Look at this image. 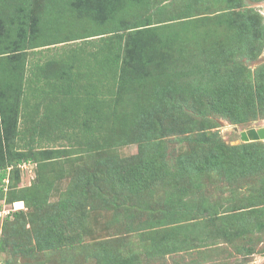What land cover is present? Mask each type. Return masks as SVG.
I'll use <instances>...</instances> for the list:
<instances>
[{"label":"rangeland","instance_id":"obj_1","mask_svg":"<svg viewBox=\"0 0 264 264\" xmlns=\"http://www.w3.org/2000/svg\"><path fill=\"white\" fill-rule=\"evenodd\" d=\"M42 2L43 0H32L29 9L27 7L29 10L27 21L19 29L20 35L10 38L11 43L14 40L17 43L23 40L24 48L13 53L9 51L10 55L0 57V59L4 58L0 60L1 66L8 70L10 75L13 73V79L15 80L14 76H16L23 81V91L18 97L20 115L16 125L17 135H23L21 139L17 136L19 147L30 144L34 150L50 147L55 151L53 157L48 160L50 165L45 171L47 180L37 184L42 185L41 191L46 192V201L40 210V215L43 212L54 214L57 211L54 207L60 198L65 194L67 196L73 189V192H77L79 184L74 183L79 170L77 165L81 167L85 162H89L93 155L85 151L87 150L85 142L90 138L85 131H82L83 126L78 127L79 122L74 116L76 112L71 110L72 106L80 108L78 116L91 115L95 110L98 112L99 103L107 97L110 100L115 99L116 94L123 90L122 86L117 84V79H109V83L107 77L98 80L99 57L102 56L104 48L100 36L69 41L70 35L76 31L93 30L92 21L77 17L81 15L75 13L74 17L65 14L60 22L54 21L48 26L45 24L36 26L38 16H42ZM145 3L147 4L140 13L136 7L134 13L133 8H130L126 14L130 18L134 14V16L139 14V17H146L153 12L162 11L160 15L168 19L163 23L166 30L163 32L164 39L161 40L168 42V44L165 42L166 50L162 52L166 54L167 59L162 63V60H158V56L155 57L153 63L158 62L163 70L151 71L150 76L154 77L161 73L157 77L160 83L168 76H176V82L184 88V92L186 91L185 96L188 97L184 98V111L195 113L198 117L195 129L185 134L195 137L200 134V125L215 122L216 126L211 130L216 132L224 144L236 145L243 142L240 139L241 131L264 124V106L256 103L241 107L242 102L231 113L209 110L207 106L205 108L206 102L201 91L192 88L191 80L194 78L192 71L194 64L199 61L198 53L203 46L219 45L216 41H220L226 47L227 43L229 46H234L229 39L228 31L236 18L239 19L243 15L251 16L254 25L250 23L247 29L252 35L261 27L264 28V0H147ZM227 8L230 9L227 12L229 14H226ZM187 9L189 14L188 18H185L184 11ZM1 16L8 18L9 10L3 11ZM156 17L157 15L153 16ZM40 19L42 20L43 16ZM248 19L246 18V22ZM15 22L9 31L18 30L19 26H16ZM182 22L185 23L181 25ZM47 33L52 35L47 36ZM43 34L45 37L42 36ZM54 34L58 35L57 40L64 39L66 42L54 44L52 39ZM31 35L33 39H30ZM46 40L51 43L43 45V41ZM30 43H36V47H31ZM217 51L221 61H218L219 65H215V69L221 67L224 62H233L238 64L237 69L240 68L239 79L249 78L251 81L256 74L262 72L264 35L253 45L249 56H243L239 49L234 50L231 56L224 54L222 52L224 50L219 48ZM73 52L84 57L81 61V70L89 66L97 71L95 83L98 86L94 89L95 94L93 92L90 97L74 93L73 98L72 94L67 92V86L71 83L66 79L67 75H74L73 73L78 72L80 66L78 60L70 59ZM13 54L18 56L14 57ZM208 55L206 57L211 60L214 53L210 52ZM68 62L70 66L66 65ZM200 65L206 70L211 69L210 64L204 63V60ZM156 66L158 64L154 65ZM62 69L66 70L64 79L61 82L57 81L54 87L51 85L53 81L50 74ZM166 72L168 74H165ZM80 74L75 78L77 85L82 79ZM94 79L93 77L92 80ZM242 82L246 88L247 81ZM13 84L16 86L18 83L14 81ZM190 92L191 94L188 95ZM121 95L124 96L122 93ZM148 95L149 93H146L145 96ZM173 95H176L175 92ZM9 99L11 101V97ZM125 100L127 101L128 98L122 102ZM25 107L27 108L23 110ZM130 107L129 100L126 105L119 104L116 111H131ZM241 115H245V120L233 119L234 116L241 117ZM162 123L167 128L172 127L165 120H162ZM121 124L120 122V126ZM140 126L141 124L134 122L132 128L138 129ZM173 139L174 136L170 135L168 138L170 142L163 150L166 163H162L160 157L157 165L153 166L158 177L156 181L149 182V186L134 187L132 190L119 188L108 194V201L94 197L85 200L79 206L80 208L74 213L75 216H78L77 213L83 214L78 227L82 235V244L76 255L66 257L58 251L48 254L39 250L33 254L29 252L16 254L11 253L10 246L6 245L3 249L0 248V264H264V211L253 212L252 215L247 211L252 204L264 208V167L258 171L242 173L238 177H230L225 173L204 171L205 167L200 170L196 166L195 173L186 176L181 174L179 169V156L191 150L192 144L187 141L177 143ZM138 146H140L139 142H130L118 146L115 150L119 156L128 157L137 153ZM194 148L196 149V146ZM126 163H130L129 160ZM36 168L34 162L19 164L18 179L16 175L11 179L12 173H15L12 170L10 176L5 179L4 188L10 190L13 185L17 192L24 187L28 188L38 181ZM8 182L10 186H7ZM170 191L176 196L166 203ZM6 198L3 192L0 203L5 204ZM78 198L84 197L82 195ZM174 202H179L180 208H183L181 212L182 210L186 212L176 217H167L166 205H173ZM14 207H22L25 211L28 209L24 207L23 202H15L9 208L4 207L0 211L1 216L6 215ZM40 221L42 222L39 220L37 225ZM51 226H53L52 222H47L45 225L42 223L40 227L44 229ZM171 228L178 233L176 236L169 233ZM244 232L246 233L241 235ZM9 234V227L7 230L0 221V240L10 237ZM243 245L248 247L249 251L241 248ZM159 249L161 252L158 254Z\"/></svg>","mask_w":264,"mask_h":264},{"label":"trees","instance_id":"obj_2","mask_svg":"<svg viewBox=\"0 0 264 264\" xmlns=\"http://www.w3.org/2000/svg\"><path fill=\"white\" fill-rule=\"evenodd\" d=\"M145 2L147 0H43L42 2L41 14L43 19H40L42 16H38L36 26L42 24L48 26L49 23L53 24L54 21L60 22L63 20L62 16L65 14L72 17L75 16V13L81 15L77 17L92 21L93 30L76 31L70 35L69 41L100 36L104 48L102 56L99 57L100 72L98 80L107 77L106 80L109 83V79H117V84L122 86L123 89L116 94L115 99L110 100L107 97L99 103L97 106L99 107L98 112L95 110L91 115H79L81 119L78 116L80 108L72 106L71 110L73 109L76 112L74 116L79 122L78 127L83 126L82 131H85L89 136L88 138H90L89 141L85 142L87 148L85 151L91 152L93 155L89 162H85L81 167L77 165L79 170L76 173L77 179L74 183L79 184L78 190L73 192V189L67 196L65 194L64 197L60 198L54 207L57 210L54 214L43 212L40 215V210L46 201V192L45 190L41 191L42 185L37 184L47 180L45 171L47 166L50 165L48 160L53 157L55 151L50 147L34 150V147L30 144L19 147L20 145L16 139L17 136H20L18 139H21L23 135H17L16 125L20 115L18 97L23 91V81L19 77L16 78V76H14V80L13 73L10 75L8 70L0 64V197H2L3 192L4 197L7 196L5 204L0 203V211L4 207L13 206L15 202H23L24 207L28 208L25 211L22 207H14L3 217L0 215L3 226L7 227V230L8 227L10 229V237L0 240L1 249L9 245L10 252L16 254L18 252L33 254L39 250L48 254L58 251L66 257L76 255L82 244V235L78 227L83 219V214L77 213L78 216H75L76 213L74 212L80 208L79 206L85 200L96 197L108 201V194L116 191V189L143 188L149 186V182L156 181L158 175L153 166L157 165L160 157L161 162L166 163L163 150L170 142L168 140L170 135L174 136V142L187 141L192 144L191 150L179 156V169H181L183 175L190 176L188 174L195 173L196 166L200 170L205 167L204 171L212 170L218 174L225 173L230 177H238L242 173L258 171L264 167V142L261 140L226 145L223 141H220L216 132L211 130L216 126L215 122L200 125V134L195 135V137L185 134L195 129L198 117L195 113L184 111V98L188 97L185 96L186 91L184 92V88L178 85L176 76H168L169 78L164 79L162 83L157 81V77L161 73L154 77L150 76L151 71L163 70L158 62L153 63L155 57L158 56V60H162V63L167 59L166 54L162 52L166 50L168 42L166 40L161 42V40L164 39L163 32L166 30L163 23L168 19L160 15L162 11L153 12L146 17H139V14L134 16V14L130 18L126 14L130 8H133L132 12L134 13L136 7H138V13H140V10L147 4ZM31 3L32 0H0V57L10 55L9 51L13 53L24 48L23 40L19 43L14 40L11 43L10 38L20 35L19 29L27 21L26 16L28 17L27 13L29 11L27 7L29 9ZM3 9L9 10L8 18L1 16V13L5 11ZM16 9L18 10L16 11ZM227 9L226 14H229L227 12L230 9ZM188 14L187 9L184 11L185 18H188ZM156 15L157 17L153 18ZM241 17L243 18L241 19ZM241 17L232 22L228 31V34H230L229 39H231L234 46H229L228 43L227 47L223 46L220 41H216L220 46H203L198 53L199 61L194 64V71H192L194 72V78L191 80L192 88L195 91H201L200 93L204 96L206 102L205 108L207 106L209 110L214 109L231 113L242 102L241 107L256 103L264 106V67H262V72L259 70L261 73L253 77L252 81L249 78L239 79L240 68L237 69L238 64L233 62H224L221 67L215 69V65H219L218 61H221V56L219 57L217 51L218 48L224 50L222 51L224 54H230L229 56L236 49H239L243 56H249L253 45L258 43L261 36L264 35L263 27L253 35L250 34L247 27L250 23L254 25V22L250 19L251 16L245 17L243 15ZM246 18H249L247 22ZM14 22L17 24L16 26H19L18 30L9 31ZM47 34V36L52 35ZM42 36L45 37L44 34ZM57 37L58 35H53L54 44L66 42L64 39L57 40ZM30 39H33L32 35ZM43 42V45L51 43H48V40ZM30 44H32L31 47H36V43ZM106 47L107 49H105ZM210 52L214 53L211 60L206 57L209 56L208 53ZM13 55L14 57L18 56ZM214 57L217 58L214 59ZM82 58L84 57L78 56L74 52L70 57L72 60H78V64L80 63L79 71H72L75 76L70 74L66 78L71 82L67 86V92L71 93L72 97L74 93H80L82 94L80 96L83 97H90L93 92L95 94L94 89L98 86L95 83L97 73L95 68L88 66L81 70ZM203 60L204 63L210 64V70H206L203 65H200ZM155 64H158V66L154 67ZM66 65L70 66L69 62ZM65 71V69H62L50 74L53 81L51 85L55 87L57 81L61 82L66 74ZM79 73H81L82 79L77 85L75 78L78 77L77 74ZM165 74H168V72ZM93 77L94 80H92ZM151 78L154 80L151 81ZM244 80L247 81L246 88L242 82ZM14 81L18 83L16 86L13 84ZM76 85L78 88H76ZM173 92L176 95H173ZM146 93H149V95L145 96ZM190 94L191 92L188 95ZM126 98L128 100L122 102ZM129 100L131 111H116L119 104L126 105ZM79 101H82V99H79ZM194 115L196 117H193ZM244 116H234L233 119L243 121L245 120ZM116 120H119V122ZM162 120L169 122L172 127L167 128ZM133 121L136 124H141V128H132ZM120 122L122 123L121 126ZM94 123L99 125H91ZM130 142H139L140 146H138L137 153L128 157L119 156L115 149ZM194 146H196V149ZM90 149L92 151H89ZM127 160L130 163H126ZM26 162L36 163V179L38 181L18 192L8 182L7 186L11 185L10 188L12 189L6 190L3 186L6 177L10 176L13 170L15 173H12L11 179L14 175L18 179V165ZM8 168H10L9 171ZM82 195L84 198L79 199L78 197ZM175 196V193L170 191L166 203ZM169 205L167 204V209H165L167 217H176L186 212V210L181 212L183 208H180L179 202ZM255 205L252 204L247 209L251 212V215L253 212L264 211V208L255 207ZM39 220H42V222L40 221V224L37 225ZM47 222H52L53 226L41 229V224L45 225ZM169 233L172 236L178 234L172 228ZM241 248L249 251L245 245ZM160 252L159 249L158 254ZM161 255H163V252ZM109 260L111 259L109 258Z\"/></svg>","mask_w":264,"mask_h":264},{"label":"water","instance_id":"obj_3","mask_svg":"<svg viewBox=\"0 0 264 264\" xmlns=\"http://www.w3.org/2000/svg\"><path fill=\"white\" fill-rule=\"evenodd\" d=\"M240 139L243 142L264 140V124L252 126L240 132Z\"/></svg>","mask_w":264,"mask_h":264},{"label":"built area","instance_id":"obj_4","mask_svg":"<svg viewBox=\"0 0 264 264\" xmlns=\"http://www.w3.org/2000/svg\"><path fill=\"white\" fill-rule=\"evenodd\" d=\"M25 164V163H24ZM28 164V163H27ZM0 215H1V213H0Z\"/></svg>","mask_w":264,"mask_h":264}]
</instances>
